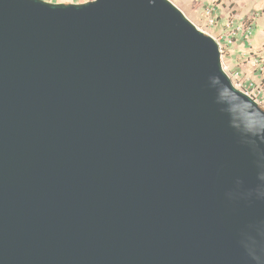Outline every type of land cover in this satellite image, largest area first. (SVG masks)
I'll use <instances>...</instances> for the list:
<instances>
[{
    "label": "water",
    "instance_id": "obj_1",
    "mask_svg": "<svg viewBox=\"0 0 264 264\" xmlns=\"http://www.w3.org/2000/svg\"><path fill=\"white\" fill-rule=\"evenodd\" d=\"M169 0H0V264H264V111Z\"/></svg>",
    "mask_w": 264,
    "mask_h": 264
},
{
    "label": "built area",
    "instance_id": "obj_2",
    "mask_svg": "<svg viewBox=\"0 0 264 264\" xmlns=\"http://www.w3.org/2000/svg\"><path fill=\"white\" fill-rule=\"evenodd\" d=\"M57 1V3H83L82 0H50ZM86 2V1H85ZM203 17L206 22V28L215 31L216 35L212 36L219 45L222 57L226 56V51L230 46L235 45L238 41H242L243 45L250 47L252 30H253V18L243 19L235 16L234 14H222L219 12V8L215 6H204ZM223 20L221 25L219 22ZM215 28V29H214ZM214 29V30H213ZM254 65L258 76H264V61L263 59L256 58ZM223 68L229 75L234 87L246 95L252 97L258 106L264 111V83H258L254 80H246L243 78L240 72L231 71V69L223 63Z\"/></svg>",
    "mask_w": 264,
    "mask_h": 264
},
{
    "label": "rangeland",
    "instance_id": "obj_3",
    "mask_svg": "<svg viewBox=\"0 0 264 264\" xmlns=\"http://www.w3.org/2000/svg\"><path fill=\"white\" fill-rule=\"evenodd\" d=\"M50 1V0H45ZM89 0H82V2ZM173 5H175L199 30L204 32L207 35H216L215 31L210 30V28H206V22L203 17V8L204 6H215L219 8V12L222 14H234L238 17L251 16L252 12L262 13L264 11V0H169ZM63 3V2H62ZM67 3V2H64ZM248 18V17H247ZM215 29V28H214ZM213 29V30H214ZM258 31L256 29L252 30V36H256ZM264 45V44H263ZM251 61L256 58L263 59L264 61V46L257 53H254L250 56ZM223 63L228 66L229 61L228 57L224 56L222 58ZM258 73V72H256ZM258 78V80H256ZM255 81L258 83H264V76L260 78V76L256 77Z\"/></svg>",
    "mask_w": 264,
    "mask_h": 264
},
{
    "label": "crops",
    "instance_id": "obj_4",
    "mask_svg": "<svg viewBox=\"0 0 264 264\" xmlns=\"http://www.w3.org/2000/svg\"><path fill=\"white\" fill-rule=\"evenodd\" d=\"M50 2L57 3V1ZM250 15L251 16H247L248 18L245 16L244 19L252 18L255 12H252ZM222 21L221 19L219 25H221ZM253 29H256L258 32L256 36H252L251 46L247 47L243 45L242 41H238L235 45L227 49L226 56L228 57V67L231 71L240 72L244 79L255 81L259 74L256 73L255 65L253 61H251L252 59L250 56L257 53L264 46V11L261 14L257 13L255 18H253ZM256 80H258V78Z\"/></svg>",
    "mask_w": 264,
    "mask_h": 264
}]
</instances>
